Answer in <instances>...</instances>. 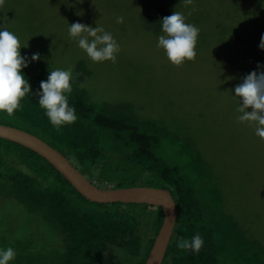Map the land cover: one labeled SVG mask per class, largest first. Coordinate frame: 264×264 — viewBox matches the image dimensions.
Returning <instances> with one entry per match:
<instances>
[{"label": "rangeland", "instance_id": "rangeland-1", "mask_svg": "<svg viewBox=\"0 0 264 264\" xmlns=\"http://www.w3.org/2000/svg\"><path fill=\"white\" fill-rule=\"evenodd\" d=\"M161 7L180 12L200 30L196 57L179 67L157 48ZM76 22L113 35L120 45L115 63L88 58L69 36ZM0 25L27 46L22 55L40 54L32 62L70 69L74 77L83 61L91 71L83 87L92 103L132 104L140 118L164 125L177 138H191L211 166L227 211L264 243V140L254 126L238 121L234 96L243 78L264 65L259 48L264 0H0ZM177 145L165 139L159 153L182 165ZM152 184L127 180L122 187ZM31 216L37 215L0 195V241L7 236L50 240L54 233Z\"/></svg>", "mask_w": 264, "mask_h": 264}, {"label": "trees", "instance_id": "trees-1", "mask_svg": "<svg viewBox=\"0 0 264 264\" xmlns=\"http://www.w3.org/2000/svg\"><path fill=\"white\" fill-rule=\"evenodd\" d=\"M173 13L161 7L155 22L161 28V19ZM50 70V64L38 62L23 69L33 93L12 116L0 113V125L35 134L100 189H125L127 180H146L153 183L148 187L168 190L178 219L163 264H264V243L227 211L211 166L191 138H177L164 125L140 118L132 104L92 103L83 87L91 71L83 61L69 95L77 120L57 129L35 94ZM165 139L178 143L182 165L160 156ZM0 195L18 200L37 215L31 220L54 233L46 242L3 238L0 247L17 253L10 264H146L164 221L160 208L87 201L45 159L1 138ZM196 234L204 240L198 253L176 246L178 239Z\"/></svg>", "mask_w": 264, "mask_h": 264}, {"label": "clouds", "instance_id": "clouds-1", "mask_svg": "<svg viewBox=\"0 0 264 264\" xmlns=\"http://www.w3.org/2000/svg\"><path fill=\"white\" fill-rule=\"evenodd\" d=\"M191 3L192 0H186ZM123 17L117 16L116 22L123 23ZM161 31L157 48L163 49L169 62L177 67L185 61L193 60L199 28L186 22L180 12L163 17L160 21ZM68 33L76 41L88 58L96 63L117 60L120 45L113 35L103 27H92L80 22L72 23ZM19 37L0 25V113L12 116L20 107L27 94L33 93L32 86L23 72L32 61H39V53L29 59L22 55ZM259 48L264 50V35L260 38ZM259 71H252L243 78V82L234 89L239 103L236 111L240 114V123L248 122L254 126L255 135L264 140V65L258 64ZM72 71L70 69L50 70L47 80L40 82L38 104L45 112L52 126L57 129L71 125L77 120L76 109L69 104L72 92ZM252 109L249 111V109ZM204 244L203 238L196 234L191 240L180 238L176 246L181 250L198 253ZM17 253L12 247H0V264H10Z\"/></svg>", "mask_w": 264, "mask_h": 264}, {"label": "water", "instance_id": "water-1", "mask_svg": "<svg viewBox=\"0 0 264 264\" xmlns=\"http://www.w3.org/2000/svg\"><path fill=\"white\" fill-rule=\"evenodd\" d=\"M0 138L23 146L45 159L89 202L147 205L162 209L164 221L146 264L164 263L178 219V209L168 190L152 187L103 190L87 180L68 159L38 137L0 125Z\"/></svg>", "mask_w": 264, "mask_h": 264}, {"label": "crops", "instance_id": "crops-1", "mask_svg": "<svg viewBox=\"0 0 264 264\" xmlns=\"http://www.w3.org/2000/svg\"><path fill=\"white\" fill-rule=\"evenodd\" d=\"M6 127H9V126H6ZM13 128V127H12ZM17 129V128H16ZM22 131V130H21ZM25 132V131H24Z\"/></svg>", "mask_w": 264, "mask_h": 264}]
</instances>
